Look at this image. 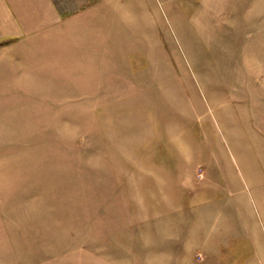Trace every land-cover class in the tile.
Listing matches in <instances>:
<instances>
[{
  "label": "rangeland",
  "instance_id": "374dc122",
  "mask_svg": "<svg viewBox=\"0 0 264 264\" xmlns=\"http://www.w3.org/2000/svg\"><path fill=\"white\" fill-rule=\"evenodd\" d=\"M54 1L0 0V264H264V0Z\"/></svg>",
  "mask_w": 264,
  "mask_h": 264
},
{
  "label": "crops",
  "instance_id": "0c3cea01",
  "mask_svg": "<svg viewBox=\"0 0 264 264\" xmlns=\"http://www.w3.org/2000/svg\"><path fill=\"white\" fill-rule=\"evenodd\" d=\"M6 13H12L15 28L22 32L41 29L51 23L70 19L54 0H4Z\"/></svg>",
  "mask_w": 264,
  "mask_h": 264
},
{
  "label": "bare ground",
  "instance_id": "6f19581e",
  "mask_svg": "<svg viewBox=\"0 0 264 264\" xmlns=\"http://www.w3.org/2000/svg\"><path fill=\"white\" fill-rule=\"evenodd\" d=\"M230 93V92H229ZM233 94V93H232ZM217 97V96H216ZM218 98V97H217ZM220 98V97H219ZM240 98V97H239ZM241 99V98H240ZM232 100V99H231ZM242 100V99H241ZM216 100H214L213 99V102H215ZM221 101V100H220ZM257 101H259V100H257ZM238 102V101H237ZM251 104V103H250ZM237 105V104H236ZM254 105V104H253ZM257 105V104H256ZM253 107V106H252ZM238 108V107H237ZM245 108H246V106H245ZM246 110V109H245ZM232 114V113H231ZM235 115V114H234ZM234 115H232V116H234ZM231 116V115H230ZM229 118H231V117H229ZM234 118V117H233ZM232 118V119H233ZM239 118V117H238ZM247 119V118H246ZM238 121V120H237ZM242 121V120H241ZM248 124V123H247ZM239 139H241V138H239ZM255 141V140H254ZM258 145H259V147H260V144L258 143ZM258 148V147H257ZM262 149V148H261ZM263 149H264V147H263Z\"/></svg>",
  "mask_w": 264,
  "mask_h": 264
}]
</instances>
